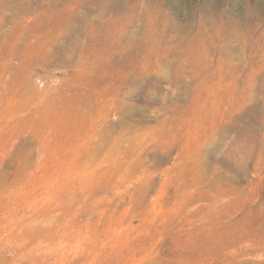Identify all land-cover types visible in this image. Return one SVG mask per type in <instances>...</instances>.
<instances>
[{
  "label": "rangeland",
  "instance_id": "374dc122",
  "mask_svg": "<svg viewBox=\"0 0 264 264\" xmlns=\"http://www.w3.org/2000/svg\"><path fill=\"white\" fill-rule=\"evenodd\" d=\"M0 264H264V0H0Z\"/></svg>",
  "mask_w": 264,
  "mask_h": 264
}]
</instances>
